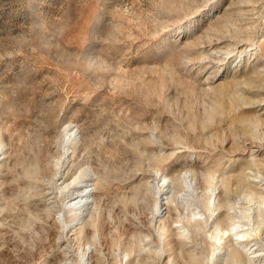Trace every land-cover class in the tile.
Masks as SVG:
<instances>
[{
	"label": "rangeland",
	"instance_id": "obj_1",
	"mask_svg": "<svg viewBox=\"0 0 264 264\" xmlns=\"http://www.w3.org/2000/svg\"><path fill=\"white\" fill-rule=\"evenodd\" d=\"M246 248L264 264V0H0V264Z\"/></svg>",
	"mask_w": 264,
	"mask_h": 264
},
{
	"label": "bare ground",
	"instance_id": "obj_2",
	"mask_svg": "<svg viewBox=\"0 0 264 264\" xmlns=\"http://www.w3.org/2000/svg\"><path fill=\"white\" fill-rule=\"evenodd\" d=\"M70 132V131H69ZM72 134L74 135V133H72V131H71V133H70V135L72 136ZM69 136V135H68ZM67 137V136H66ZM68 138V137H67ZM86 179H84V180H82V182L80 183V184H78L77 185V187L76 188H78L79 186H81L83 183H84V181H85ZM184 182H185V184L187 185V187L188 188H190V190H187L186 192H185V194H184V196L186 195L187 197H189V198H191V197H193V195H192V184H193V178L190 176V175H185V177H184ZM88 186V185H87ZM75 187V186H74ZM83 187H85L86 189H87V187L86 186H83ZM73 189V188H72ZM85 189V190H86ZM75 190V189H74ZM85 190L84 189H82L81 191H79L72 199H70V201L65 205V207H66V210H67V212L68 213H70L71 215H69V218H70V220L71 221H76V220H78L79 218H80V216H82V213L85 211V209H86V207L89 205V196L87 195V193L85 192ZM77 191V190H76ZM165 194V193H164ZM203 198V197H202ZM203 199H205V198H203ZM200 200V199H199ZM198 202H200V201H198ZM201 202H202V200H201ZM201 204V203H200ZM220 204V203H219ZM208 205H210V203L208 202V201H206V199H205V201H204V206L206 207V209L208 210L209 208H210V206H208ZM75 211H78L79 213H74ZM209 211V210H208ZM68 216V215H67ZM225 223H226V221H225ZM233 225V224H232ZM233 226H235V224L233 225ZM236 228V227H235ZM232 229V228H231ZM231 229H230V232H231ZM235 230V229H234ZM225 232V234H226V232L227 231H224ZM241 232V233H240ZM236 236L237 237V239L234 241V243L236 244H232V248L236 251L235 253H242V251H240V250H242L241 248L239 249V247H237V246H239V244L241 243L242 244V242H246V238H245V236H248V233L247 232H245V231H239L238 230V232H236L235 231V233H233V236ZM248 241V240H247ZM238 244V245H237ZM245 244V243H244ZM243 244V245H244ZM247 244V243H246ZM245 246V245H244ZM243 247V246H242ZM250 247V246H249ZM247 249V248H246ZM254 249V248H253ZM245 250V249H244ZM248 251H249V255H247L248 257H246L247 258V262H246V260H245V262H246V264H256L257 263V258H258V256L259 255H256V253H255V250H252V248H249V249H247ZM251 250V251H250ZM231 251H232V249H231ZM246 252V251H245ZM233 253V252H232ZM234 253V254H235ZM243 253H244V251H243ZM246 255V254H245ZM261 255V254H260ZM240 257V256H239ZM240 258H242V255H241V257ZM245 258V256H244V259H246ZM243 259V258H242ZM227 260V259H226ZM245 264V263H244Z\"/></svg>",
	"mask_w": 264,
	"mask_h": 264
}]
</instances>
